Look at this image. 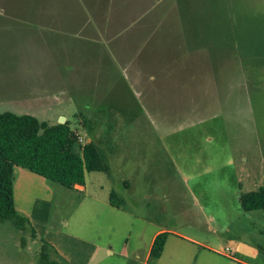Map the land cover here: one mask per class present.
Returning <instances> with one entry per match:
<instances>
[{"label": "rangeland", "instance_id": "rangeland-1", "mask_svg": "<svg viewBox=\"0 0 264 264\" xmlns=\"http://www.w3.org/2000/svg\"><path fill=\"white\" fill-rule=\"evenodd\" d=\"M35 3L41 4L38 0H2L0 6L24 11ZM159 5L156 13L145 16L132 30L109 31L114 34L110 41L89 45L71 37L60 38L67 46L78 45L67 49L70 58L73 50L76 52V58L71 59L75 67L60 59L66 48L63 44L55 47L58 38L47 35L54 42L50 52L55 58L51 64L44 63L42 32L20 31L0 17V113L29 115L47 124L64 117L81 137V145L91 141L101 155L107 151L103 139H118L114 147L116 157H121L119 164L116 168L113 164L109 176L87 175V193L98 194L100 186L104 190L118 188L125 176L124 158L135 165L143 160L147 169L153 167L155 153L147 155L144 148L140 152L135 138L153 137V130L166 137L163 150L157 153L160 173L151 177L153 182L147 176L140 182L139 165L127 177L134 192L129 194L133 198L126 201L125 209L135 218L118 216L115 220L102 212L101 205L82 201V193L51 184V202L37 209L40 216L33 218L35 237L29 227L20 231L10 223L0 224V264H40L42 245L48 242L45 238L51 237L73 262L84 264L86 256L83 259L78 253L89 254L95 243L100 251L93 264H141L154 226L190 232L184 221L193 202L191 182L185 172L177 173L179 165L182 167L189 159L196 170L209 168L211 172L196 177V184L209 179L212 214L224 210L220 204L223 202L225 209L237 216V192L245 194L263 186L264 0H162ZM28 38L40 40L39 45L31 46ZM127 64L133 79L119 71ZM108 65L113 75L106 73ZM140 83L148 93L143 103L134 91ZM51 88L52 94H42ZM140 121L143 126L139 128ZM154 124L158 127L152 129ZM155 183L173 186V195L181 206L177 209L179 217L174 218L166 215L168 207L161 206V216L157 215L156 224L150 226L139 216L154 217L152 214L158 211L155 204L163 202L164 192L159 199L153 197L151 205H145L139 184L145 187ZM195 204L200 206L201 201ZM126 239L128 250H140L138 263H133L130 254H119ZM229 246L232 244L227 245L225 239L221 242L222 249ZM109 247L113 255L106 254ZM48 255L51 260L63 262L51 250ZM191 260L190 246L171 238L160 264H196Z\"/></svg>", "mask_w": 264, "mask_h": 264}, {"label": "crops", "instance_id": "crops-1", "mask_svg": "<svg viewBox=\"0 0 264 264\" xmlns=\"http://www.w3.org/2000/svg\"><path fill=\"white\" fill-rule=\"evenodd\" d=\"M38 1H40L41 4L35 3L34 7H29L24 11L0 6V17L6 19L9 23H11L9 25L14 26L20 31H22V29H25V31L28 33L42 32L43 36L41 44L45 50L43 54V57L45 58L44 63L51 64V62H53L52 59L55 58L54 54L50 52V48L52 49L54 47L52 46L54 42H51L50 39H47V35H53L54 37L58 38L57 40L59 46L55 44V47H60V45L63 44L64 48H66L65 52L60 55V59L64 58V63H67V66L73 65V67L76 66V62L71 59L76 58V52L73 50V58H70V54L67 53V49H72V47L75 48L78 45L67 46V44H65V42H62L60 38L65 39L67 37H71V39L76 41H85V43H88L89 45L110 41L114 34L110 35L109 31L115 33L132 30V27L137 26V24H139L145 16L156 13L158 7L160 6L159 4L162 2V0ZM1 4L2 0H0V5ZM35 5H37V7ZM161 11L163 10L161 9ZM144 29L146 28H142V30ZM28 41L30 42L31 46L39 45L38 43L40 42V40L34 38H28ZM102 60L103 59H101V61ZM112 66L114 67V64H112ZM99 69L100 68H97L95 73H98ZM76 70H78V67L76 68ZM129 70L130 67L128 66V64L126 66L124 65L123 68L120 67L119 69L120 73L122 72L121 74L126 75L127 78L130 75ZM65 71L71 73L69 69ZM72 73L75 72L73 71ZM106 73H111L113 75V68L109 67L108 65L106 67ZM134 77L135 79H138L137 75H134ZM129 79H133L132 75H130ZM59 80H62L61 75H59ZM137 81H141V79H138ZM131 83L133 84V82ZM51 89L52 90H50L49 92L46 91L42 94L44 96L52 94L53 88ZM129 90L132 96H135V93L133 92L134 89H131L130 87ZM134 91L137 92L139 102L143 103L141 100H143V96H145V94L147 93L146 88L140 83V86L137 85V89L135 88ZM55 124L56 122L49 123L48 125ZM142 126L143 123L140 121L139 128ZM157 127L158 126L154 124L152 129H155ZM153 134V137L148 138L147 136H141L135 138L134 141V143H138V145H140L138 149L140 152L144 148L143 152L148 151L147 155H150L153 152L155 153L156 158L151 162V166L153 165V167L147 169L148 165L142 163L143 160H139L137 165H135L133 162H129L128 160H126V158H124L122 169L125 176L119 182L118 188L115 189L111 188L110 186L109 189L107 188L106 190H104L103 186H100L98 194H89L86 192V176L90 175L91 173H86L84 185L74 186L73 189L69 190L82 193V201L90 200L92 206L97 204L101 205L102 212H104L108 217L114 218L115 220L118 219V216L135 218L136 216H134V214L125 209L126 201L133 198L132 196H129V194L134 192L130 184L128 183L127 177L129 175H132L131 169L135 168V166L137 167L138 165V179L140 180V182L144 181L146 179V176L151 179V182H153V179L151 177L157 176L160 173V169L158 168H160L161 159L159 158L157 153L159 154L163 150L162 144L164 138L166 137L160 136L155 130H153ZM96 138L99 140L100 136L97 135ZM103 141L107 144V151L105 155H101L99 148L93 142L92 143L96 146L104 162L107 158V161L105 162V164L107 165V171L92 173H100L104 174L105 176H109L111 174L113 164L114 168H116V165L119 164L118 162L121 159V157H116L118 153L117 150L115 151L114 147L119 142L117 138H110V136L105 140L103 139ZM148 144L150 146L147 149ZM157 144L160 145L159 148L156 147ZM231 168L232 170L234 169V167L232 166ZM183 172H185V174L189 176L191 182L190 198H192L193 202L190 203V215H188V218H186V221H184L187 224L190 232H188V234H184L182 232H179L178 230L154 226L152 234L148 240V244H146V247L144 249L143 259L140 263H150V250L152 243L155 237L161 233H166L168 237L162 255L159 259L155 260L153 264H160L161 259L166 252L168 241L171 238H174L177 241L183 242L190 246V260L192 259L191 263L211 264L212 262L216 261V264H220L219 260H226L228 262L231 261L237 264H251L249 262H246V260H244L245 258L254 263H264V213L261 211L262 213L260 215L255 216L252 214L258 211L244 212L241 209L239 203V211H237L236 209L237 216H235L231 213V211L225 209L226 205L221 202L220 204H222L224 210H222L221 213L212 214V203L210 200L211 195L208 192L210 189V186L208 185L209 179L203 181L202 184H196V177H205L211 175L209 168H201V170H196L193 166V163H190L189 159L187 160L185 165H183L182 167H180L179 165L178 167L177 173H181L180 175H183ZM206 183L207 185H205ZM51 184L54 183H50L44 178L24 169H14V207L19 214H21L29 221L32 229V224H34L33 218H37L36 215L40 216V213L37 211V209H41L42 207H44L43 204H49L51 202ZM195 184L201 186L197 187ZM139 186L141 187L139 189V194L142 200L145 201V205H151L150 201L152 200V198L155 197L156 199H159L158 195L161 193L163 194L164 192V197L162 196L164 200L163 202H158L155 204V210L158 209L159 211L162 207L165 206L169 208V211L165 212L167 213L166 215L169 214L173 218L179 217L177 209L179 206H181V204L179 203L177 196L173 195V192H175V188L173 186L166 185V183L162 184V186L157 185L156 183L155 185L151 184L145 187H142V185L140 184ZM111 193H114L117 196V205L119 206V208H115L110 205L109 196ZM240 195L241 193L237 192L236 196L238 200ZM197 200L201 201L200 206H197L195 204ZM213 204L215 205V203ZM158 211H154V214H152L154 215V217L147 218L146 216H139V218L142 217L141 219H143L144 223L153 226L154 224H156L157 217L161 216L159 214L162 212ZM214 225L221 228H212ZM137 236L139 237V234ZM45 239L48 240L47 243L51 247H53L54 251L58 255V258L61 259L64 263L83 264L82 261L79 262L75 260V262H73L72 260H70L66 252H64L61 248H58V245L55 244L56 240H54V238L51 237ZM224 239L227 245L232 244V247L229 246V248L226 247V249L228 248L233 250V256L228 255L225 252V248L222 249L221 242ZM127 243H129L128 239H126L125 244L119 250V254L121 256L127 257L130 254L134 257L133 263H138V261L141 259L140 250L137 249V247H135L131 251L128 250ZM93 245L95 246H93V249L89 252V254L83 253L85 255H82L78 253L83 259L86 256L84 264H93L94 260L99 254L100 246L95 243H93ZM106 254L113 255L114 252L109 247L106 248ZM130 262L132 261H129V263Z\"/></svg>", "mask_w": 264, "mask_h": 264}, {"label": "trees", "instance_id": "trees-1", "mask_svg": "<svg viewBox=\"0 0 264 264\" xmlns=\"http://www.w3.org/2000/svg\"><path fill=\"white\" fill-rule=\"evenodd\" d=\"M21 168L36 174L50 183L66 189L83 186L86 173L106 172L107 165L92 142L81 145L68 122L48 125L29 115L0 113V224L10 223L16 230L31 228L29 221L14 207V169ZM117 196L111 193L109 203L115 208ZM240 207L244 212L264 213V186L257 191L241 194ZM168 235H157L152 243L150 259L162 255ZM43 243L40 264H66L51 260Z\"/></svg>", "mask_w": 264, "mask_h": 264}, {"label": "built area", "instance_id": "built-area-1", "mask_svg": "<svg viewBox=\"0 0 264 264\" xmlns=\"http://www.w3.org/2000/svg\"><path fill=\"white\" fill-rule=\"evenodd\" d=\"M77 141H78L79 144H81V143H82V139H81V137L77 136ZM225 252H226L228 255H230V256H233V254H234L233 250L228 249V248L225 249Z\"/></svg>", "mask_w": 264, "mask_h": 264}, {"label": "water", "instance_id": "water-1", "mask_svg": "<svg viewBox=\"0 0 264 264\" xmlns=\"http://www.w3.org/2000/svg\"><path fill=\"white\" fill-rule=\"evenodd\" d=\"M65 122V118L64 117H59V120L57 122V124H63Z\"/></svg>", "mask_w": 264, "mask_h": 264}]
</instances>
